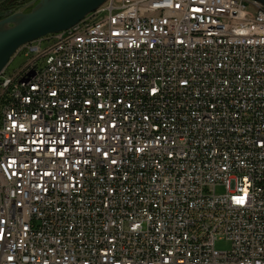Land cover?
<instances>
[{
    "label": "built area",
    "instance_id": "1",
    "mask_svg": "<svg viewBox=\"0 0 264 264\" xmlns=\"http://www.w3.org/2000/svg\"><path fill=\"white\" fill-rule=\"evenodd\" d=\"M11 61L0 264H264L263 4L107 0Z\"/></svg>",
    "mask_w": 264,
    "mask_h": 264
},
{
    "label": "water",
    "instance_id": "2",
    "mask_svg": "<svg viewBox=\"0 0 264 264\" xmlns=\"http://www.w3.org/2000/svg\"><path fill=\"white\" fill-rule=\"evenodd\" d=\"M8 0H0L5 2ZM107 0H32L31 10L0 12V74L18 49L49 34L68 30ZM264 5V0H256Z\"/></svg>",
    "mask_w": 264,
    "mask_h": 264
},
{
    "label": "rangeland",
    "instance_id": "3",
    "mask_svg": "<svg viewBox=\"0 0 264 264\" xmlns=\"http://www.w3.org/2000/svg\"><path fill=\"white\" fill-rule=\"evenodd\" d=\"M29 58L26 57L24 53H21L17 55L13 61L9 64L8 70L11 75H14L22 66H24L28 62ZM217 193L221 194L224 193L225 189L223 186H218L217 187ZM216 247L218 249H229L230 248V242L224 238L219 239L216 242Z\"/></svg>",
    "mask_w": 264,
    "mask_h": 264
},
{
    "label": "flooded vegetation",
    "instance_id": "4",
    "mask_svg": "<svg viewBox=\"0 0 264 264\" xmlns=\"http://www.w3.org/2000/svg\"><path fill=\"white\" fill-rule=\"evenodd\" d=\"M32 0H8L0 3V12L7 10H24L29 11L31 7H28V4Z\"/></svg>",
    "mask_w": 264,
    "mask_h": 264
},
{
    "label": "snow or ice",
    "instance_id": "5",
    "mask_svg": "<svg viewBox=\"0 0 264 264\" xmlns=\"http://www.w3.org/2000/svg\"><path fill=\"white\" fill-rule=\"evenodd\" d=\"M242 202V201H241ZM0 238H2V237H0Z\"/></svg>",
    "mask_w": 264,
    "mask_h": 264
},
{
    "label": "trees",
    "instance_id": "6",
    "mask_svg": "<svg viewBox=\"0 0 264 264\" xmlns=\"http://www.w3.org/2000/svg\"><path fill=\"white\" fill-rule=\"evenodd\" d=\"M29 10H31V8Z\"/></svg>",
    "mask_w": 264,
    "mask_h": 264
}]
</instances>
